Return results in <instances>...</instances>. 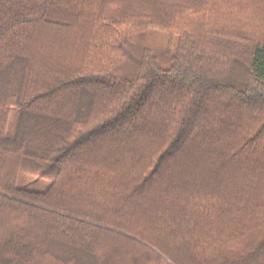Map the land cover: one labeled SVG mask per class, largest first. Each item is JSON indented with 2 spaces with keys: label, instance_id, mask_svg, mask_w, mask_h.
<instances>
[{
  "label": "trees",
  "instance_id": "16d2710c",
  "mask_svg": "<svg viewBox=\"0 0 264 264\" xmlns=\"http://www.w3.org/2000/svg\"><path fill=\"white\" fill-rule=\"evenodd\" d=\"M0 264H264V0H0Z\"/></svg>",
  "mask_w": 264,
  "mask_h": 264
},
{
  "label": "rangeland",
  "instance_id": "374dc122",
  "mask_svg": "<svg viewBox=\"0 0 264 264\" xmlns=\"http://www.w3.org/2000/svg\"><path fill=\"white\" fill-rule=\"evenodd\" d=\"M175 47V39L162 30L145 32L139 39L127 48V60L120 69L126 76L134 75L137 69L139 54L147 49L155 53L160 63L166 65L170 61V53Z\"/></svg>",
  "mask_w": 264,
  "mask_h": 264
}]
</instances>
